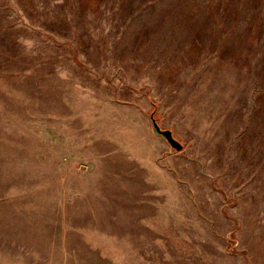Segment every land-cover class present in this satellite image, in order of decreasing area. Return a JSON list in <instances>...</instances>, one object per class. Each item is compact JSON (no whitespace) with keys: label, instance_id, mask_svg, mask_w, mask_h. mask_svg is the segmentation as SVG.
Here are the masks:
<instances>
[{"label":"rangeland","instance_id":"obj_1","mask_svg":"<svg viewBox=\"0 0 264 264\" xmlns=\"http://www.w3.org/2000/svg\"><path fill=\"white\" fill-rule=\"evenodd\" d=\"M0 264H264V0H0Z\"/></svg>","mask_w":264,"mask_h":264},{"label":"water","instance_id":"obj_2","mask_svg":"<svg viewBox=\"0 0 264 264\" xmlns=\"http://www.w3.org/2000/svg\"><path fill=\"white\" fill-rule=\"evenodd\" d=\"M151 129L155 136L163 139L172 149L177 152L182 150V146L172 137V134L167 130L160 129L154 121H152Z\"/></svg>","mask_w":264,"mask_h":264}]
</instances>
